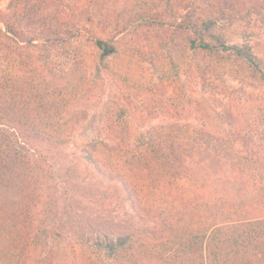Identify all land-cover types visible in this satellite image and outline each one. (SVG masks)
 I'll return each instance as SVG.
<instances>
[{"label": "trees", "instance_id": "trees-1", "mask_svg": "<svg viewBox=\"0 0 264 264\" xmlns=\"http://www.w3.org/2000/svg\"><path fill=\"white\" fill-rule=\"evenodd\" d=\"M35 2L20 32L0 11V264H264V152L237 148L260 131L173 98L137 117L119 108L108 118L99 102L96 121L86 106L115 48L92 39V68L85 58L75 67L69 52L55 59L39 42L49 24ZM231 50L264 82L247 51ZM149 112L160 113L157 123L136 131ZM81 162L120 185L127 211L89 214L81 200L112 198Z\"/></svg>", "mask_w": 264, "mask_h": 264}, {"label": "rangeland", "instance_id": "rangeland-1", "mask_svg": "<svg viewBox=\"0 0 264 264\" xmlns=\"http://www.w3.org/2000/svg\"><path fill=\"white\" fill-rule=\"evenodd\" d=\"M35 1L41 0H0V11L12 15L15 29L20 32L27 28L22 14ZM41 2L38 5L48 15L49 26L44 28L39 42L55 59L69 52L75 57V67H80L85 58L92 68L100 59L92 39L107 40L115 48V53L103 60L106 73L96 77L93 91L98 99L86 106L91 115L97 113L96 121L103 119L100 103L110 107L109 118L119 108L141 116L137 111L143 107L150 108L169 98L194 109L204 102L218 114H209L210 120L219 122L217 119L229 116L235 127L250 125L260 131L253 140L240 138L238 149L264 152V82L231 50L247 51L264 72V0ZM59 27L64 29L62 34L57 32ZM197 38L219 51L190 50L189 41ZM203 114L197 110L193 117L200 119ZM156 115L160 113L144 114L136 131L157 123ZM92 128L86 127L85 133ZM76 158L81 160L80 155L76 154ZM255 166L250 163L249 168ZM80 167L112 198L102 200L97 194L93 199L81 200L89 214L104 218L107 213L127 211L125 195L117 182L95 176L86 163L81 162Z\"/></svg>", "mask_w": 264, "mask_h": 264}]
</instances>
